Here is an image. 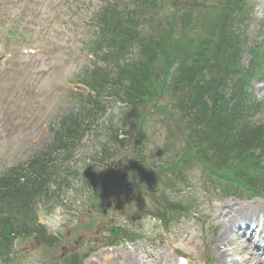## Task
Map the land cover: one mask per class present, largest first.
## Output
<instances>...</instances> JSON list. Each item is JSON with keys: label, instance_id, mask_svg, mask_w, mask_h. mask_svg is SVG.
Instances as JSON below:
<instances>
[{"label": "rangeland", "instance_id": "rangeland-1", "mask_svg": "<svg viewBox=\"0 0 264 264\" xmlns=\"http://www.w3.org/2000/svg\"><path fill=\"white\" fill-rule=\"evenodd\" d=\"M107 1L0 0V171L7 166L18 164L23 156L31 154L42 144H45L47 139L50 140L51 127L57 123L58 117L61 114L75 112L79 108L78 100L74 96L78 91L74 88H77L76 83L84 71L94 64L91 45L95 39V16ZM142 1L148 3L157 13L158 23L155 24L154 31L161 32L163 35L169 25L176 27L177 31H180L179 25H186L187 30L189 26H192L189 35L197 36L200 33L199 29L205 27L197 24L200 22L198 19L209 23L211 29L217 31L218 21L225 16L224 12L220 15L226 6L224 1L221 3L218 0ZM256 4L258 6L255 9V16L260 18L264 16V0H259ZM211 5L212 7L215 5V8L214 10L211 9L210 15H208L207 12ZM217 9L220 12H216ZM128 16L136 19L133 14ZM149 16L150 14L147 13L143 17L148 18ZM149 27L150 25H148ZM194 28L197 29L196 32H193ZM250 31L252 36H255L259 31L258 25L256 27L251 25ZM180 34V32H175L172 36L179 37ZM170 46L177 48L173 50ZM166 48L169 49L170 57L176 58L173 60L176 61L175 63L180 61L179 51H183L184 47H178L177 40L170 41ZM139 53V47L136 46L134 52L128 56L131 57ZM244 57L243 63L247 65L250 54L247 53ZM158 67L162 69L168 66L161 61ZM171 77L172 74H170L169 80ZM161 88L166 89L164 84H161ZM253 88L257 96L264 97V81H255ZM183 95L181 93L173 94L169 98L165 97V100L161 99V105L166 101L172 102V105H169L171 112L167 116L165 112L160 110L153 113L155 109L152 108L146 116V122L143 119L144 124L139 123V119L135 118V114H138L137 110L134 113L132 110L113 107L109 114L115 126L114 133L122 129L125 133L131 134V143L134 142V145H131L133 156L142 165V170L145 168L144 171L149 174L159 171L163 165L167 166L172 165L173 162H178L183 152L193 151L184 144L185 133L182 132L176 116L171 115L172 112L179 115L187 113V109L181 111L179 108L190 106L189 103L180 101ZM176 100L180 101L179 107L173 105ZM54 119L56 120L54 121ZM86 140H89L91 148L96 147V140L91 139V135ZM102 141L105 143L107 140L102 138ZM115 146L117 148V145ZM81 150L86 152L87 146ZM122 156L119 152L110 154L105 163L107 168H111L105 170L103 166H100L98 168L99 176L103 175V178L106 179L118 174L132 180L129 164L123 166L122 164L125 162L122 161L119 167L114 166V163H118ZM262 164L264 166V160ZM82 171L84 172V169ZM137 179L139 178H136L135 181ZM143 183L140 179L137 180L134 198L129 196L123 199L120 198V191L114 181L105 186V180H102L101 177L99 192L108 193L106 197H110L111 200V205L108 206L109 213L106 216H113L112 211L125 212L129 216H135L134 214H137L138 211L141 212V201H145V199L148 201L149 196L147 194L157 191L147 182ZM125 188L127 189L125 193H131L126 186ZM125 193L121 195L126 196ZM128 199L131 200L128 201ZM107 201L101 202L107 203ZM254 201L264 202V199L247 200L228 196L218 205L220 206L219 209L228 203L240 210H243V207L246 210L263 208L260 203L258 207L251 204ZM58 208L61 209L57 214H61L64 208ZM208 211L212 220V215L215 217L213 206L212 210L208 208ZM101 213L100 216L98 211V214L95 215L98 218H88L82 223L80 219H77L71 223L73 225L67 227V229L74 228V226L76 227L75 223L80 224L79 233H82V242L85 243L81 245V248L84 249L82 255H86L85 260L80 264H116L121 262L119 258L128 263L133 259L138 264H152L155 261L161 264L158 259L154 260L152 256H148L153 253L160 259L166 257L167 261H164L163 264H178L176 252L173 251L176 247L186 250L189 261L193 264H205L207 252L212 258L209 261L211 264H220L218 253L212 248L213 241L222 233L221 229L217 228V223H212L211 228L214 232L208 234V239L199 235L196 240L191 242L185 240L175 242L177 237L169 235L166 236L164 243H151L142 239L134 243L129 242L127 245L117 246V250L108 251L102 244L109 235V229L103 228V218L110 219L111 217H105L103 212ZM44 216L48 219L47 213H44ZM90 220H92L91 223ZM67 229L60 231L55 229V231L59 235H64ZM74 239L69 241L71 245L63 242L61 246H75ZM176 243L179 245L174 246ZM32 252L36 259L43 255L42 250L39 249ZM105 252L117 255L111 258ZM69 256L71 257V254ZM242 256L236 255L239 259ZM64 259L58 260V263H63ZM95 260L97 263L94 262Z\"/></svg>", "mask_w": 264, "mask_h": 264}, {"label": "trees", "instance_id": "trees-1", "mask_svg": "<svg viewBox=\"0 0 264 264\" xmlns=\"http://www.w3.org/2000/svg\"><path fill=\"white\" fill-rule=\"evenodd\" d=\"M205 32H206V36H205ZM167 33H168L167 44H169V42L172 38V35L174 33V27H171V29L168 30ZM210 38H212V35H211L210 31H207L205 28L197 36L196 35L194 37L192 36V39H194V42L196 41V39H199L198 45L203 44V41H205V39L209 40ZM158 47H160V46H158ZM155 56L158 57L157 54ZM197 64L207 65L209 72L206 74V76H203L201 71L198 73V75H197L198 82L196 84L195 83L190 84L191 89H189L190 92H188V96H192L193 93L196 94V96H193V98L191 99V100H193L194 103L202 101L203 98H205V97H209L210 100H212V102H213V109H214L217 107V104L219 102H221V100H222V96L220 95V91H219V81H218V77H217L218 72L216 70L219 68L218 63H216L214 61L213 56H210V58H206V59L204 58V59L199 60L197 62ZM134 67H135V69H138L137 66H134ZM189 76H190V74H189ZM146 78L147 77H144V76L142 79H139L137 77V79L139 81H141V83L148 84V82L146 80H144ZM155 85L156 84L152 81L151 84L145 85V87L147 90H149L151 92L153 97L158 98L159 94L162 95L163 92L161 91L160 86H159L158 92H157ZM258 140H260V141H258ZM237 143L238 142H236V144ZM252 143H253V145H260L261 148H264V131H262L260 134V137ZM244 154H245L244 157H250L249 155H251V154H248L247 151H244ZM240 162L243 163L242 160Z\"/></svg>", "mask_w": 264, "mask_h": 264}, {"label": "bare ground", "instance_id": "bare-ground-1", "mask_svg": "<svg viewBox=\"0 0 264 264\" xmlns=\"http://www.w3.org/2000/svg\"><path fill=\"white\" fill-rule=\"evenodd\" d=\"M260 213L261 211L259 210L255 212L256 215H259ZM261 214L264 215V213ZM222 215H224V219L228 220L229 225L220 236V239L216 242V246L218 243H222L223 241L230 242L231 240H233V236L240 232V228H239L240 219L244 221L245 226L247 228H250L252 224L255 225V228L251 230L252 236L257 234H259L260 236L264 235V218L260 219L258 216L254 217L250 213H243V211L237 209L235 206H233L230 203H228L226 206L222 208ZM235 216L238 217V222L234 223L232 219H234L233 217ZM252 242L253 241L251 239L246 242L248 245L247 248H244V251L247 252V249L250 247L251 248L250 252H252V255L250 257H247L246 260L252 259L254 258V256L257 255L256 250L253 249L252 247ZM261 245H264V241L262 242ZM220 254L225 260L226 259L225 251L220 250ZM229 260L231 264H235L234 261H232L231 259ZM256 264H260V263L256 262Z\"/></svg>", "mask_w": 264, "mask_h": 264}, {"label": "clouds", "instance_id": "clouds-1", "mask_svg": "<svg viewBox=\"0 0 264 264\" xmlns=\"http://www.w3.org/2000/svg\"><path fill=\"white\" fill-rule=\"evenodd\" d=\"M56 211H57V212H59V211H60V209H57Z\"/></svg>", "mask_w": 264, "mask_h": 264}]
</instances>
